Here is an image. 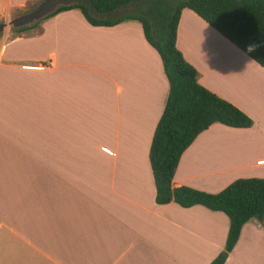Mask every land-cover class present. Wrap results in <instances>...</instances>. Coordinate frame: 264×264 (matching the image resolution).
<instances>
[{
	"label": "crops",
	"instance_id": "1",
	"mask_svg": "<svg viewBox=\"0 0 264 264\" xmlns=\"http://www.w3.org/2000/svg\"><path fill=\"white\" fill-rule=\"evenodd\" d=\"M31 1L0 0V22ZM175 47L252 125L197 135L171 188L264 179V70L186 9ZM167 91L135 21L93 27L68 10L0 36V264H209L222 251V213L154 203L147 154ZM223 264H264V227L243 224Z\"/></svg>",
	"mask_w": 264,
	"mask_h": 264
},
{
	"label": "trees",
	"instance_id": "2",
	"mask_svg": "<svg viewBox=\"0 0 264 264\" xmlns=\"http://www.w3.org/2000/svg\"><path fill=\"white\" fill-rule=\"evenodd\" d=\"M184 9L264 70V0H76L75 4L58 6L44 19L77 10L93 27H111L124 21L140 25L145 42L159 57L168 85L147 154L154 203H173L183 209L201 206L222 213L228 220L223 249L209 264H223L243 224L253 219L264 227V179H237L216 194L171 188L178 160L197 135L212 124L236 129L252 125L233 105L201 87L195 70L176 49V28ZM38 24L11 33L34 30Z\"/></svg>",
	"mask_w": 264,
	"mask_h": 264
},
{
	"label": "water",
	"instance_id": "3",
	"mask_svg": "<svg viewBox=\"0 0 264 264\" xmlns=\"http://www.w3.org/2000/svg\"><path fill=\"white\" fill-rule=\"evenodd\" d=\"M54 0H42L33 10L18 14L7 22L0 23V35L5 29L10 31L31 27L50 15L57 8Z\"/></svg>",
	"mask_w": 264,
	"mask_h": 264
},
{
	"label": "rangeland",
	"instance_id": "4",
	"mask_svg": "<svg viewBox=\"0 0 264 264\" xmlns=\"http://www.w3.org/2000/svg\"><path fill=\"white\" fill-rule=\"evenodd\" d=\"M54 2L57 3L58 6H60V5H71V4H75V3H76V0H54ZM37 4H38V3H37L36 0L31 1V2H27L26 5H25V7L23 8L22 12L20 11V12L17 13L16 15H18V14H20V13H24V12H28V11L33 10L34 7H35ZM58 6H57V7H58ZM16 15H14V16H16ZM14 16H13V17H14ZM41 21H43V20H41ZM41 21H40V22H41ZM40 22H39V23H40ZM0 23H3V22H0ZM6 33H7V37H9L10 34H11V31L8 30V29H5V30L2 32V34H1L0 36H4V35H6Z\"/></svg>",
	"mask_w": 264,
	"mask_h": 264
}]
</instances>
